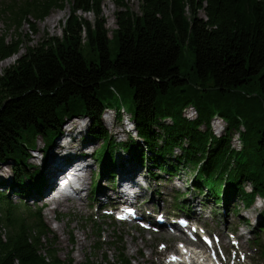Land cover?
Instances as JSON below:
<instances>
[{"label":"trees","instance_id":"16d2710c","mask_svg":"<svg viewBox=\"0 0 264 264\" xmlns=\"http://www.w3.org/2000/svg\"><path fill=\"white\" fill-rule=\"evenodd\" d=\"M111 1L118 7L111 37L103 0H71L61 37L25 45L0 74V164L9 161L20 197L14 202L0 192V264H72L60 259L40 207L24 200L45 188L43 171L27 162L30 149L40 137L47 150L69 119L85 116L88 134L101 138L102 152L91 154L100 172L136 158L155 180L152 167L169 176L179 166L190 169L192 188L217 204L238 198L249 207L256 196L264 198V0H138L139 12L125 0ZM63 2L7 0L0 9L14 27L26 22L34 29L30 18L42 19ZM79 10L92 12L93 22ZM22 46L0 35V60ZM116 81L131 90L129 109ZM188 104L193 119L181 113ZM106 112L131 124L124 139L103 127ZM214 114L226 122L217 135L210 127ZM234 129L238 149L230 146ZM185 205L175 207L185 212ZM260 217L262 233L264 203ZM118 252L112 260L104 253L80 264H130L123 246Z\"/></svg>","mask_w":264,"mask_h":264},{"label":"rangeland","instance_id":"374dc122","mask_svg":"<svg viewBox=\"0 0 264 264\" xmlns=\"http://www.w3.org/2000/svg\"><path fill=\"white\" fill-rule=\"evenodd\" d=\"M5 1L7 0H0V8H3ZM70 1L71 0H64L62 5L63 8L66 9V12L51 24H43V22L49 14H57L60 8L50 9L42 19L34 20L29 17L34 29H31L26 22H22L17 28L14 27V25L9 24L10 22L6 19V15L1 13L2 9H0V35H4L5 41L7 42L11 39H19L22 41L23 45L17 51V55H15V53L14 55L0 60V74L5 68L14 64L18 56L24 53L25 45L35 46L41 40L50 36L61 37L65 20L70 14ZM125 1L134 12H139L138 0ZM117 9L118 7H116L111 0H103L101 10L105 18V26L108 30L109 37L112 36V31L116 27L115 12ZM77 15L90 22L94 20V14L92 12L79 10ZM110 52L111 56L114 57L116 53L114 40L110 43ZM11 56L13 57L12 61L3 62V60ZM87 57L90 58L88 55ZM1 62L3 63L1 64ZM120 82L121 81H116L114 86L121 95L127 96L125 98L126 100L124 99L122 103L126 109H129L131 106L127 98L131 90L128 86ZM218 115L219 114H214L210 121H213V117ZM218 117H220V115ZM102 119L103 127H105L110 135L114 133L119 140L124 139L122 133L131 128V124H129L127 120H122V122L113 120L111 116H108V112L103 115ZM73 121L76 123L74 126L72 124ZM225 125V121L220 122L217 126L219 131H217V128H215V131L220 134L223 133L222 128H224ZM88 129L89 120L85 116L82 118L69 119L61 127L58 136L53 140L54 143V141L56 142L58 139L62 138V136H65L71 141L74 139L75 132L79 131L74 142L82 141L86 145V148L84 147L85 151L82 152V156L85 155L92 165L86 176L84 171L81 172V175L85 176L86 181H88V188H83L78 194V196L81 194V199H79L80 203L78 205L70 204V202L78 200V196H69L62 190H60L61 192L59 191L60 195L66 196L67 200L64 201V205L56 208L42 199L44 197L43 194L35 198H24V200H26L31 207H40L41 215L45 224L51 231V236H55L56 251L60 259L65 263L72 262V264H80L85 260H99L104 253H107L108 258L112 260L114 257L119 256L118 249L123 246L125 256L131 260L130 264H167L169 250H174L177 246L176 242H174L175 239H162L160 236H156L154 231L142 230L136 227L134 223L117 222L112 216H108V210L101 209L102 204L94 199L92 190H96V188L100 190L101 187L108 191L112 188V191H110L111 195H115L114 190L116 189V182L112 180L111 177L108 178L115 168L113 170H103L100 172L99 163L92 159L91 154L101 143V138L89 135L87 132ZM199 129H204V125L201 124ZM239 129L242 130L241 125ZM239 129L231 131L230 146L233 148L239 147V141L236 140V135L233 136V134H235L234 132H238ZM211 131L213 133V130ZM43 148V142L41 138L38 137L35 148L30 149L31 158L27 161L42 171L45 163L42 162V157L46 151H44ZM174 151L177 153L178 150L175 148ZM101 152L102 150L98 149L95 155ZM124 162H126V160L122 163ZM116 164H121L119 159L118 161L116 160ZM138 165L141 172L140 174H143L147 179V181H142L143 185L147 187V191L144 194L141 204L145 205V203L148 202L150 194L159 196L161 197L160 208L163 206L162 208L164 210L166 209L170 216H175L173 215L174 211L178 212V214L182 213L176 209L175 206L177 203L181 202L187 206L191 199H195L200 203L202 209H204L201 216L195 211L196 215L200 217V224L218 239V248L227 250L229 254L228 259H232L233 251L237 250L238 253L235 257V262L237 264H264V254L261 251V249L264 248V232L261 233L258 227L264 198L256 196L253 204L249 207H245L238 198H231L228 202L226 201V205L223 203L217 204L213 201L211 195L198 193L196 189L192 188L190 185L192 171H190V169L179 166L174 176H169L152 167L150 169L151 172L156 173L157 176L155 180L150 177L145 166L139 163V161ZM11 177L12 173L10 171L9 161L1 163L0 192L7 194L11 201L18 202L20 197L17 196V189L11 186ZM244 188L249 190V184L247 182L244 183ZM54 194L56 196L59 193L56 192ZM178 194H182L184 198L182 200H180L181 198L176 200L175 195ZM109 199L110 202L114 201L112 198ZM155 213L161 215L158 211ZM156 216L155 214V216L152 217L154 221H156ZM117 240H120V242ZM145 242H148V245H144ZM152 249L157 251L164 249V252L159 256L156 254L149 255ZM220 256H224L223 252L220 253Z\"/></svg>","mask_w":264,"mask_h":264},{"label":"bare ground","instance_id":"6f19581e","mask_svg":"<svg viewBox=\"0 0 264 264\" xmlns=\"http://www.w3.org/2000/svg\"><path fill=\"white\" fill-rule=\"evenodd\" d=\"M66 12V9H60L57 14H49L43 24L45 23H53L54 21L58 20L61 15ZM17 55V53L15 54ZM13 57L11 56L10 58H7L4 61H12ZM1 62V64L3 63ZM182 115L187 118V119H193L196 116V110L195 108L191 105L188 104L183 108ZM213 121H210V127L211 130H213L214 134H219L215 131V128L218 129V124L222 122L223 120L218 117L214 116ZM73 126L76 124L74 121L72 122ZM223 129V128H222ZM215 131V132H214ZM77 133L79 131H76L74 134V139L71 141L67 139V137L62 136V138L58 139L45 151L44 148V156L42 157V162L44 163V184H45V189H43L42 194L44 197L42 198L45 202H48L51 204L54 208L59 207L61 205H64V201L67 200L66 196H62L59 193V184L57 179L59 176H62L70 170L72 171H84L85 176L87 172L90 171V167L92 163L84 156H82V152L85 151L84 147L86 148V145L84 142L79 141V142H74L75 138L77 137ZM67 135V134H66ZM236 135V140L239 141L238 139V133H235ZM233 135V136H234ZM239 146H240V141H239ZM239 147L235 148L238 149ZM124 159V158H123ZM120 160L121 164H117L115 167V170L110 173L108 176L111 177L112 180H115L116 185H115V190L114 193L121 194L123 198L129 199V205L134 207L137 215L143 216L147 218L149 221L155 224L154 219L152 217L154 216V213L158 211L161 215L164 216V221L161 224H158V229L154 234L156 236H160L162 239H169L172 237L169 228H172L176 225V221L172 216L169 215L168 211L166 209L164 210L162 207L160 208V198L159 196H149V200L147 203L141 204L144 194L147 191V187H145L142 183L143 180L147 181L146 177L143 174H140V169L138 165V161L136 158H128L124 160ZM122 163L123 161H125ZM85 176L81 175L80 178L83 180L84 184V189L88 188V181H86ZM61 177V178H62ZM104 178V177H103ZM105 179V178H104ZM82 188V187H81ZM71 189L73 191H77L76 188L71 186ZM112 189V188H111ZM110 189V191H112ZM108 190H104L103 187L99 190L96 188V190H92V195H94V199L99 201L98 203L105 205L110 203V197L111 192ZM58 192L59 194L55 196L54 193ZM78 193L76 192L75 195ZM79 199H81V194L80 197H78V200L70 202L72 205H78ZM155 205V206H154ZM163 205V204H162ZM192 207L197 214H201L202 207L200 206V203L196 201L195 199H191L189 201V205ZM144 245H148V242H145ZM183 251V250H182ZM164 252V249H161L159 251L152 249L149 253V255H162ZM183 258H192L193 255L190 254V252L183 251ZM187 255V257H186ZM182 257V256H181ZM193 261H195L193 259ZM194 263V262H193ZM170 264V263H167Z\"/></svg>","mask_w":264,"mask_h":264}]
</instances>
